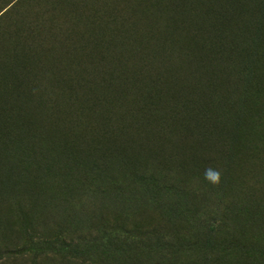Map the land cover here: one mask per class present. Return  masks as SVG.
Instances as JSON below:
<instances>
[{"label": "rangeland", "instance_id": "1", "mask_svg": "<svg viewBox=\"0 0 264 264\" xmlns=\"http://www.w3.org/2000/svg\"><path fill=\"white\" fill-rule=\"evenodd\" d=\"M15 1L0 0V13ZM103 1L81 0L76 13L55 27L80 40ZM50 2L23 5L2 29L30 23L35 13L23 12L29 6L43 12ZM216 6L212 16H225L230 49L235 35L248 46L261 35L264 3L238 0L228 11ZM183 35L179 25L167 27L164 36L177 50L170 59L153 58L139 84L138 96L154 78L172 97L163 110L167 120L156 121V114L151 131L140 119L119 123L124 134L106 138L104 146L131 158L139 171L150 165V172L142 182L119 177L106 197L95 196L91 212L80 202L97 188L98 154L89 151L104 143L98 126L103 113L85 121L94 129L75 118L76 104L54 116L34 70L26 80L19 70L21 95L8 99L0 87V264H264V60L245 67L246 73L229 48L220 65H209V55L201 59L196 47L181 60L176 55L187 46ZM8 45L0 46V57ZM237 46L240 52L238 40ZM144 54L140 48L132 63ZM58 55L54 47L48 59ZM45 60L42 55L36 73L48 76L56 66ZM171 64L175 72L168 75ZM132 99L125 97L128 105ZM207 168L219 171L218 183L204 178Z\"/></svg>", "mask_w": 264, "mask_h": 264}, {"label": "trees", "instance_id": "2", "mask_svg": "<svg viewBox=\"0 0 264 264\" xmlns=\"http://www.w3.org/2000/svg\"><path fill=\"white\" fill-rule=\"evenodd\" d=\"M31 1L16 0L0 13V46L9 41L7 53L0 57V87H3L8 99L15 98L25 88L22 78H17L20 76L19 70L23 72L25 80L28 71L34 70L37 81L47 90L46 105L55 112L54 116L66 113L71 105L76 104L75 118L83 122V127L94 129L89 121H85L93 114L103 113L98 126L104 143L98 147L93 143L89 151L93 156L98 154L97 167L94 169L98 171L97 188L92 191V196H85L80 202L81 207H86L91 212L92 206L98 203L95 196L106 197L107 189L113 187L119 177L125 176L142 182L150 172V165L139 171L131 158L104 146L109 140L106 138L124 134V127L119 123L137 122L140 119L143 121L141 126L151 131L153 122L159 121L161 116L164 115L167 120L168 113L165 114L163 110L167 100L172 97H167L165 92L159 90V81L154 78L147 80L146 87L138 96L139 84L145 80L152 59L167 57L169 54L170 59L177 50L175 43L167 41L164 36L167 27L179 25L184 32L182 38L187 40V46L177 51L179 59L186 58L190 48L196 47L194 50L201 53V59L209 55V65L214 62L215 65H220L229 48L227 38L230 34L223 27V13L215 18L212 16L213 9L218 5L217 11L232 10L226 8L238 3V0H214L210 5L206 0H102L101 8L92 13L86 32L77 41H73L71 34H67L65 29L61 31L55 25L60 21L65 24L64 16L74 15L81 0H50L43 12L35 6H29L23 12L35 13L30 16V23L16 22L11 27V32L3 30L2 24L12 21V17L22 11L23 5ZM119 1L121 8L116 10ZM254 1L258 6L264 3V0ZM259 21L261 35L256 37L255 42L250 46L242 45V40L235 35L232 47L229 48L231 55L236 54V58L240 59L242 69H245L243 73L248 72L245 67L264 60V14L259 17ZM46 23L50 27L44 30L46 28L43 25ZM237 40L243 47L240 52ZM54 47L59 49V57L48 59L53 57ZM140 48L145 54L136 65L132 62ZM39 52L46 57V63L50 60L55 62L56 69L48 76L36 73L41 65L42 55ZM171 63H174V59ZM172 64L165 68L168 75L175 72ZM128 68L133 69L131 74ZM59 85L65 87L61 95L55 93L56 89H62ZM77 89H81L79 96ZM26 91L33 92L28 86ZM52 92L54 97H51ZM128 94L133 97L130 105L125 101ZM136 99L138 102L133 103ZM225 102L234 104L231 99ZM133 104L136 105L134 108ZM156 114L158 118L155 121ZM32 140L40 142V139ZM42 179L41 183L44 185L49 181L47 178ZM98 199L101 200L102 197Z\"/></svg>", "mask_w": 264, "mask_h": 264}, {"label": "clouds", "instance_id": "3", "mask_svg": "<svg viewBox=\"0 0 264 264\" xmlns=\"http://www.w3.org/2000/svg\"><path fill=\"white\" fill-rule=\"evenodd\" d=\"M204 178L215 184V183H218L219 182V179H220V173L218 170L216 169H213V168H207L204 170Z\"/></svg>", "mask_w": 264, "mask_h": 264}]
</instances>
